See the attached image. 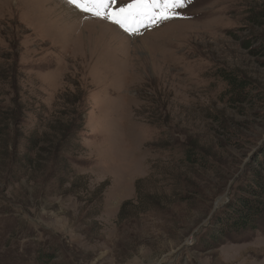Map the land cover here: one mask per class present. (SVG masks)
Segmentation results:
<instances>
[{"label":"rangeland","instance_id":"rangeland-1","mask_svg":"<svg viewBox=\"0 0 264 264\" xmlns=\"http://www.w3.org/2000/svg\"><path fill=\"white\" fill-rule=\"evenodd\" d=\"M56 1L81 24L0 0V108L15 85L25 107L0 148V264H264V227L207 240L263 173L264 0H191L135 35Z\"/></svg>","mask_w":264,"mask_h":264},{"label":"trees","instance_id":"trees-1","mask_svg":"<svg viewBox=\"0 0 264 264\" xmlns=\"http://www.w3.org/2000/svg\"><path fill=\"white\" fill-rule=\"evenodd\" d=\"M16 68L18 69V66H16ZM225 78L238 91H244L248 86V82L237 79L231 75H227ZM2 79H7V81L9 80L6 76ZM13 88L15 96L12 98V102L16 107H18L16 111L9 110L7 108L5 110V107L0 108L5 113L1 118V121H3L4 124L0 125V129H3L2 132L4 136V138L0 140V148L8 147V144L11 141L9 140L8 135L9 127L11 129V126H13L15 129L18 125V117H20L25 110L23 104L19 102L22 98L19 87L15 85ZM60 133L64 136V139L56 144L55 152L58 148L69 147V140H67V138L71 136V134L68 131L66 133L61 131ZM12 137L14 138L13 141H17V136ZM187 158H191V161L193 159L195 160V155L193 154L192 156L188 152ZM259 165H261L260 167L263 173L256 168L251 167V178L242 188L244 191L243 193L247 196V198L237 200L233 203V205L229 206L220 217L216 218L213 230L208 233L207 240L209 242H213L217 239V235L228 237L230 234H234L235 232L254 231L260 227H264V158L259 161Z\"/></svg>","mask_w":264,"mask_h":264},{"label":"snow or ice","instance_id":"snow-or-ice-1","mask_svg":"<svg viewBox=\"0 0 264 264\" xmlns=\"http://www.w3.org/2000/svg\"><path fill=\"white\" fill-rule=\"evenodd\" d=\"M81 12L109 20L130 34H137L140 24L181 18L179 9L191 0H131L119 6L118 0H66Z\"/></svg>","mask_w":264,"mask_h":264},{"label":"bare ground","instance_id":"bare-ground-1","mask_svg":"<svg viewBox=\"0 0 264 264\" xmlns=\"http://www.w3.org/2000/svg\"><path fill=\"white\" fill-rule=\"evenodd\" d=\"M33 1L35 3L37 2L38 4H41V6H43L48 11L52 12L54 15L59 17V20L66 23L67 26L70 22H74L75 26H78V24L79 23L81 24V22H82L79 19V17L77 16V14L72 13V12L76 13L75 11H71L70 9H67V7L65 8V6L61 2H58L56 0H33ZM70 18L72 20H69ZM89 18H91V17H89ZM93 19H97V18H93ZM70 26H72V25H70ZM83 26L88 31L90 30L91 35L94 36L96 38V40L99 39L100 41H103V42L108 41V42L114 43L113 40H111V39L115 38V35L118 36L116 34L115 29L111 28L109 25L104 24L100 21H89L88 23H84ZM83 26H79L78 28L81 29ZM85 29L84 30L81 29L80 31L85 32Z\"/></svg>","mask_w":264,"mask_h":264}]
</instances>
